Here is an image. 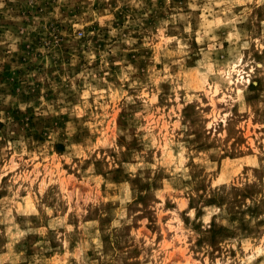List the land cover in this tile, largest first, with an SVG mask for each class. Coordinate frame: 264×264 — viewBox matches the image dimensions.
Masks as SVG:
<instances>
[{
  "label": "rangeland",
  "instance_id": "obj_1",
  "mask_svg": "<svg viewBox=\"0 0 264 264\" xmlns=\"http://www.w3.org/2000/svg\"><path fill=\"white\" fill-rule=\"evenodd\" d=\"M0 264H264V0H0Z\"/></svg>",
  "mask_w": 264,
  "mask_h": 264
}]
</instances>
